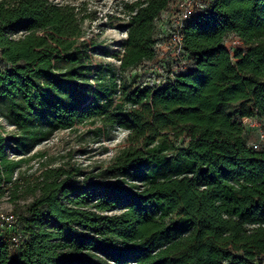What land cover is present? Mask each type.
I'll use <instances>...</instances> for the list:
<instances>
[{"label":"trees","instance_id":"16d2710c","mask_svg":"<svg viewBox=\"0 0 264 264\" xmlns=\"http://www.w3.org/2000/svg\"><path fill=\"white\" fill-rule=\"evenodd\" d=\"M175 1L123 2L117 79L80 40L91 17L82 6L0 0V116L19 131L0 133V147L24 155L97 120L127 131L128 143L112 180L43 169L28 216L19 215L29 240L11 253L0 239V264L263 263L264 148L248 145L242 118L264 128V0L211 1L182 29L187 71L162 87L129 82L160 57V22ZM230 35L242 40L233 54ZM21 162L2 154L0 191Z\"/></svg>","mask_w":264,"mask_h":264},{"label":"rangeland","instance_id":"374dc122","mask_svg":"<svg viewBox=\"0 0 264 264\" xmlns=\"http://www.w3.org/2000/svg\"><path fill=\"white\" fill-rule=\"evenodd\" d=\"M63 3H70L82 6L91 17L84 22V34L80 40H86L89 46V55L94 64L101 63L108 71L114 72L119 79L118 67L124 52V44L127 38V26L129 24L128 13L125 12V1L128 0H54ZM176 0L168 13H164L160 22V32L163 43L161 45L160 57L151 65L143 64L140 68L127 74L129 82L135 85H145L148 77L154 75L169 78L176 67V53L174 42H168L167 38L174 29V22L177 4ZM166 35V37H165ZM233 35L226 39L227 46L231 47L234 40ZM242 45L235 44L233 52ZM161 57L169 64L168 70L161 73ZM183 60L188 62V56ZM0 69L5 70L6 66L0 61ZM168 71V72H167ZM151 75V76H150ZM120 81H117L119 84ZM120 94L114 95V100L110 105L111 110L120 104ZM239 105L233 104L230 111L234 112ZM19 131L15 126L10 125L0 116V133L9 137ZM247 136V141L256 138L258 130L251 129ZM180 141L179 144H181ZM8 144V143H6ZM0 147V157L6 152L10 160L22 162L15 170L11 184L3 181L0 195V209L12 211L19 214L23 220L28 216V207L37 194L29 191L30 184L40 175L41 171L47 167L63 166L66 169L77 167L83 173L80 177L93 179H113L109 173V168L115 162L116 157L128 145L127 131L118 127L104 125L101 121L86 122L77 124L73 129L60 130L55 132L47 141L37 145L30 153L24 155H14L7 145ZM5 175H2L4 178ZM18 186V188H17ZM14 195L16 199H12ZM264 263V258H263Z\"/></svg>","mask_w":264,"mask_h":264},{"label":"built area","instance_id":"2783aa9c","mask_svg":"<svg viewBox=\"0 0 264 264\" xmlns=\"http://www.w3.org/2000/svg\"><path fill=\"white\" fill-rule=\"evenodd\" d=\"M213 0H179L177 4V11L174 22V29L167 38L168 42H174V51L176 53V58L178 61L176 62V67L171 74L170 78H174L177 73L185 72L190 67V60L186 62L183 60L184 58V46H183V35L182 29L186 22L195 15L198 11L206 9L209 4ZM170 10V9H169ZM168 10V11H169ZM168 11L166 13H168ZM163 17V15H162ZM165 35V37H166ZM234 40L232 41L231 47L227 46L229 51L233 54V47L235 44L242 45V40L238 37L233 35ZM164 41V39H163ZM163 41L159 44L161 47ZM172 44V43H171ZM227 45V44H226ZM161 73H164V70H168L169 64L165 60V58L161 57ZM120 62V61H119ZM168 72V71H167ZM151 76V75H150ZM168 78L161 76H152L148 77L147 81H144L145 85H149L151 87H162L168 83ZM120 94L121 91L119 88L117 89L116 94ZM115 94V95H116ZM243 124L246 125L248 129H257L258 133L256 138L250 140L248 145L252 146L256 150H260L264 148V128L263 123L258 117H244L242 118ZM0 239L4 242H7L11 253L19 251L25 243L29 240L28 234L25 232L23 228V224L21 222L19 214H16L12 211H4L0 209ZM264 264V263H262Z\"/></svg>","mask_w":264,"mask_h":264}]
</instances>
